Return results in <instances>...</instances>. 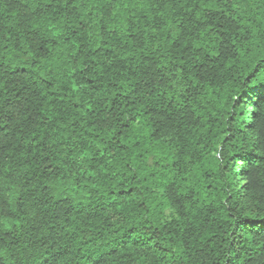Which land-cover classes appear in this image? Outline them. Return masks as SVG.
Segmentation results:
<instances>
[{
  "label": "trees",
  "instance_id": "obj_1",
  "mask_svg": "<svg viewBox=\"0 0 264 264\" xmlns=\"http://www.w3.org/2000/svg\"><path fill=\"white\" fill-rule=\"evenodd\" d=\"M262 62L264 0H0V264H264Z\"/></svg>",
  "mask_w": 264,
  "mask_h": 264
},
{
  "label": "snow or ice",
  "instance_id": "obj_2",
  "mask_svg": "<svg viewBox=\"0 0 264 264\" xmlns=\"http://www.w3.org/2000/svg\"><path fill=\"white\" fill-rule=\"evenodd\" d=\"M72 0H68V3L71 4ZM257 72L259 71H264V62L260 63L258 66H257V69H256ZM253 75H255V73H253ZM151 166V165H150ZM238 228H241L243 227L245 230H247V225H238L237 226ZM229 264H231V261H229Z\"/></svg>",
  "mask_w": 264,
  "mask_h": 264
}]
</instances>
